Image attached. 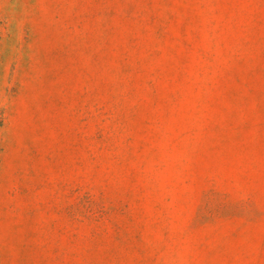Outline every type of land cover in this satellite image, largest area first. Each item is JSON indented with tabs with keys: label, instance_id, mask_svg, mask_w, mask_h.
Listing matches in <instances>:
<instances>
[{
	"label": "rangeland",
	"instance_id": "1",
	"mask_svg": "<svg viewBox=\"0 0 264 264\" xmlns=\"http://www.w3.org/2000/svg\"><path fill=\"white\" fill-rule=\"evenodd\" d=\"M0 264H264V0H0Z\"/></svg>",
	"mask_w": 264,
	"mask_h": 264
}]
</instances>
